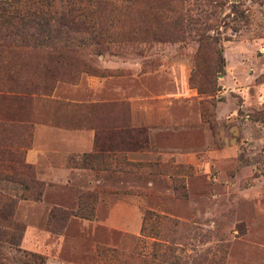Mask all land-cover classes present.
Returning <instances> with one entry per match:
<instances>
[{
    "label": "rangeland",
    "instance_id": "1",
    "mask_svg": "<svg viewBox=\"0 0 264 264\" xmlns=\"http://www.w3.org/2000/svg\"><path fill=\"white\" fill-rule=\"evenodd\" d=\"M215 1L184 0L176 17L168 0H99L95 16L108 34L101 45L49 58L37 50L13 60L35 82L50 80L46 69L58 80L50 92L16 101L0 93V204L15 200L12 220L19 224L11 236L16 244L1 242L9 257L22 258L17 247L42 255L44 264H264V0ZM180 19L188 23L184 37L172 32ZM194 24L211 27L223 59L210 92L189 83L198 46ZM210 63L211 56L202 59ZM36 124L105 138H136L150 128L165 154L133 163L130 169L150 174L141 183L75 195L62 190L69 177L49 182L37 175L24 150L31 174L11 172L10 152L2 149L31 147ZM90 156L71 152L65 164L100 165ZM100 192L116 196L99 201ZM63 193L72 203L57 204ZM131 196L135 231L96 222L115 198ZM145 210L161 219L149 217L141 236ZM74 211L89 221L69 215ZM154 236L171 241L161 260L149 255ZM97 247L107 251L98 256Z\"/></svg>",
    "mask_w": 264,
    "mask_h": 264
},
{
    "label": "trees",
    "instance_id": "2",
    "mask_svg": "<svg viewBox=\"0 0 264 264\" xmlns=\"http://www.w3.org/2000/svg\"><path fill=\"white\" fill-rule=\"evenodd\" d=\"M168 2L175 3V9L170 10L174 16L179 17L184 0H168ZM215 2L219 3L218 0ZM96 5H99V0H0V93L16 101L31 92H50L53 81L58 80L55 79L57 73L46 69L50 80L44 83L35 82L26 65L15 63L13 60L24 53L29 55L28 53L37 50H41L49 58L59 55L64 49L70 48L75 51L76 46L101 45L100 39L108 37V34L104 33L98 25L95 16ZM212 6L216 7L213 4ZM186 25L188 23L184 24L183 19H180V23L172 25V32L178 37H184ZM210 28L208 24L192 26L193 32L197 35L198 46L189 83L198 92L213 91L216 85L215 76L222 71L223 59L220 49L216 46L218 41L214 35L208 33ZM32 32H35V37ZM209 56H211V63L204 66L202 59H207ZM9 159L13 164H10L13 174L23 169L30 171L31 174L30 166L24 163L22 158ZM27 181L34 182L33 176L30 175ZM24 186L27 187L28 184L25 183ZM81 195L78 196L79 201ZM14 204L15 200L11 196L6 197L0 204V219L6 221L5 227L0 222V247L3 240L11 247L16 244L11 238L13 231L19 227V224L12 220ZM79 206L78 202L77 208ZM69 215L86 219L89 217L77 214L75 211L69 212ZM151 216L157 221L161 219V216L153 211L145 210L139 230L141 236H144L146 220ZM165 240L154 236L150 243L149 254L152 260H161L165 257V249L171 246L169 243L171 241L165 243ZM12 249L19 252L22 258L15 255L9 257L0 249V264H44V257L40 254L21 251L17 247ZM105 251L107 249L96 248L98 256Z\"/></svg>",
    "mask_w": 264,
    "mask_h": 264
},
{
    "label": "crops",
    "instance_id": "3",
    "mask_svg": "<svg viewBox=\"0 0 264 264\" xmlns=\"http://www.w3.org/2000/svg\"><path fill=\"white\" fill-rule=\"evenodd\" d=\"M25 124L23 123L22 128L27 133L29 125L27 122ZM131 128L127 127L126 129L132 131ZM144 133L145 136L142 134V136L136 138L131 135L122 138H116L115 136L105 138L99 133H93L89 137L86 134L77 135L72 133L71 135L65 128H52L49 126L41 128L39 124H36L31 147L13 145L2 150L10 152L9 157L13 160L21 158L20 151L24 150L25 158L34 165L36 174H44L49 182L59 180V177L65 178V180L69 177L70 186H64L62 190L73 192L76 195L80 189L97 188L104 191L107 187L118 188L123 183H129L130 185L133 182L141 183L144 180V174L150 175L138 172L137 169H130L136 161H149L150 156H157L160 153L161 155L165 154L164 149L159 150L153 130L151 131L149 128L148 135L146 132ZM174 151L176 150L173 149L168 152L173 153ZM71 152L91 154L93 156H90V158L95 161L94 163L100 165H95V167L86 166L88 163H85L81 167H67L65 164L66 156ZM144 182L147 186L153 184L150 180ZM51 186L56 187V185ZM64 193L59 195L58 205H67V200L72 203L70 196L68 198ZM101 194L103 192H100L99 201L104 198L111 200L116 196L106 192V196ZM131 197L115 198L114 202L108 205L106 214L96 222L126 231H135L134 226H129L134 218V208H137L133 196ZM135 217L139 218V214L137 213ZM78 219L89 221L83 218ZM91 247H93V244Z\"/></svg>",
    "mask_w": 264,
    "mask_h": 264
}]
</instances>
